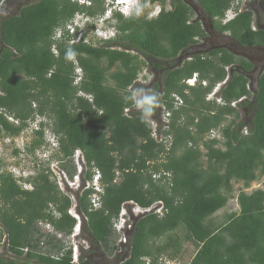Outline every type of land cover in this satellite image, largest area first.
Listing matches in <instances>:
<instances>
[{"label":"trees","instance_id":"trees-1","mask_svg":"<svg viewBox=\"0 0 264 264\" xmlns=\"http://www.w3.org/2000/svg\"><path fill=\"white\" fill-rule=\"evenodd\" d=\"M104 1L87 6L34 0L0 20V140L19 136L38 116L42 121L26 150L43 147L49 128L58 145L47 163L57 159L59 172L72 180L79 151L84 170L81 191L70 195L59 188L48 166L25 178L31 189H23L0 167V242L5 234L6 243L0 264H71L70 250L58 260L40 253L37 223L47 221L69 235L77 224L69 213L73 207L87 244L80 248L78 264H101L99 258L121 247L120 264H142L145 258L157 264L159 257L175 261L183 242L195 249L188 264H264V188L240 190L238 212L225 215L221 223L213 219L233 198V184L246 189L264 176V67L251 90L247 60L223 49L192 53L205 32L182 1L165 10V0H150L161 7L156 17L116 13L114 38L95 45L84 30L82 39L71 43L77 34L69 35L66 25L78 15L103 17ZM194 1L213 27L240 47L264 46V31L252 29L251 12L219 22L237 0ZM58 30L62 36L55 39ZM69 49L75 52L71 59ZM76 65L82 72L78 85L73 84ZM144 68L153 79L141 86L136 82ZM194 75L196 83L189 86L186 81ZM134 88L159 94L151 120L163 109L171 112L168 152L151 138L140 111L125 114L133 104L123 97ZM173 95L183 101L177 109ZM211 131L220 132L222 141L209 138ZM95 171L102 189L98 209L90 202L94 191L84 189ZM159 171L171 174L170 186L152 180ZM130 202L141 209L162 202L164 210L133 218L127 243L116 245L112 221Z\"/></svg>","mask_w":264,"mask_h":264},{"label":"rangeland","instance_id":"rangeland-1","mask_svg":"<svg viewBox=\"0 0 264 264\" xmlns=\"http://www.w3.org/2000/svg\"><path fill=\"white\" fill-rule=\"evenodd\" d=\"M71 1L77 2L75 0H71ZM30 2H34V0H6V1L2 2L0 5V20L4 19L6 17H10V16L15 15L16 13H18L19 9L22 6L29 4ZM138 2H141V4L139 5V7L141 8L140 14L141 15L146 14L147 18H153L155 16L156 12H158V9L160 8V5L158 3H151L150 0H138ZM80 3H83V1H80ZM165 3H166V7L164 6V8H165V10H167L166 8H168V0H166ZM188 3L190 5H192L196 11L200 10L199 6L197 5V3L194 0H188ZM238 3L241 4V1ZM104 10H106L105 4H104ZM196 13H199V15L201 14V12H196ZM107 14H109V13H107ZM112 15H114L113 12L110 16L109 21H107V23H106V21L102 22L99 20V21H97V25L94 24L95 28L92 31H90V30L85 31V35L87 34V37H86L87 41H90L92 44L98 45L101 40H106V39L112 38V34H113L112 29H109V26H110V28H112L113 24H114V22L112 21ZM200 16H201L200 18L203 17L202 15H200ZM101 18H104V16ZM74 19L76 20L75 23H79V21L81 19L85 20L84 17L83 18L81 17V15L74 17ZM206 23H208V22L206 21ZM91 24H92V22H91ZM79 25H80V23H79ZM78 34L79 33H77V36H78ZM83 35H84V32H83ZM55 36H56V33H55L54 37ZM194 51H197V50L196 49L192 50V53ZM144 70L147 71L146 74H148V76H149V78H148L149 80L147 81V83H149V81L153 79V75L148 68H144ZM252 77H253L252 81H250V88H251V90H254L255 89L256 75H253ZM140 78H142V77L140 76ZM192 80H193V77L191 79V82H193ZM189 81L190 80L186 81V83ZM136 83L140 84L141 86L145 85L143 83H139L138 81ZM195 83H196V80L194 81L193 85ZM190 84H188V85L193 86ZM220 85H218L216 87L217 89L215 88L213 93H216L219 91ZM213 97H214V95H209L208 98L211 99ZM233 106L235 107L236 104L234 103ZM30 129H33V128L29 126V129H26V131L21 132L20 135L15 137V138L4 137L0 140V167H1V170L6 171V172H10L11 174H13V176L17 180V183L23 189H30L31 186L29 184H27L26 182H24L25 178L33 175V173H35L36 170L42 169V168H45L48 166V167H50L52 173L55 175L56 182L58 184L60 181L58 182L57 176L60 175V180H62V181L59 184V188H61L62 191H66L70 195H72V193H74L76 191L77 192L81 191L80 189L82 188V183H83L82 178H83V174H84L83 173L84 170L82 167L83 164H81L80 166L77 165L75 158H73V165H75L77 172L75 174V177H73L72 180H69L67 176H65V175L61 174V172H59V165L56 161L57 159H53L50 161V163H47V161L50 159L51 153L56 151V148H53V146L51 148L46 146V145H48V143L46 144V141L44 144L45 146L43 145V147H41L40 149H37L34 153H30L29 151L26 150L27 149L26 146L29 145L33 139V137H32L33 131H31ZM45 131H46V133H50L49 128H45ZM214 136H216V138L218 140L222 141V137H221L220 132L215 131ZM206 139H207V137H206ZM76 159H78V158H76ZM257 188H264V176L258 182L251 183V185L246 189H244L242 187L241 183L233 184V190H234L233 191V198L228 201L225 208H223L222 210H220L214 214V216H213L214 221L216 223H221V222H223L225 215L238 211L237 195H238L240 190H244L245 192H250V191H253ZM72 198L74 200V197H72ZM126 204L127 205L122 206V207H124L123 213H124L126 221H128V223L131 225V229H132L133 223H132L131 217H133V218L138 217L140 215V212L137 210V206L132 204L131 202L126 203ZM153 207H157V205H155ZM73 210H72V212H73ZM131 229L129 232H131ZM128 234L130 235V233H128ZM4 237H5V234H4ZM164 240H165L164 238L161 239L159 243H162ZM77 242H78L77 243L78 254H80V248H83V249L87 248V244L85 243V241L82 237V234L77 238ZM126 243H127V239L125 241H123L122 237H117L116 245H119V244L123 245ZM182 245L183 246H182L181 254L175 261L174 260L169 261V259L167 257H165V259L170 264H174V263H176V264H188L189 263L190 258L193 256V254L195 252V249L190 243H184L183 242ZM124 252H125V249L121 247L120 250H118L117 252H114V254L111 255L110 257H102L99 259H98V257H95L94 260L98 259L101 264H120V262H118V260H117V255L119 253H124ZM145 259H147V258H145ZM144 260L142 261L143 263L145 262Z\"/></svg>","mask_w":264,"mask_h":264},{"label":"built area","instance_id":"built-area-1","mask_svg":"<svg viewBox=\"0 0 264 264\" xmlns=\"http://www.w3.org/2000/svg\"><path fill=\"white\" fill-rule=\"evenodd\" d=\"M82 1V0H79ZM241 0H237L236 2H234L231 7L225 12L223 18L219 19V22L224 25L228 22H230L231 20H233L239 13L240 10L239 8L237 9V7L240 5L238 2H240ZM157 13L155 14L154 17L157 16ZM66 31H68L69 35H72L75 33V29L74 26L68 24L66 25L65 28ZM62 36L61 31L58 30L56 32V36L54 37L55 39H59ZM82 36V32H80V34H78V36L71 41V43H76L81 39ZM53 53H56L55 48H52ZM147 71L143 70L139 75L142 77L140 78V76L138 77L137 81L139 83H143L146 84L147 81L149 80V76L148 74H146ZM81 69L76 65V69H75V78H74V84L78 85L79 82L81 81ZM143 75V76H142ZM196 75L193 76V82H191V80L189 82H187L190 85H193L194 81L196 80ZM217 89V88H216ZM79 95H82V93H79ZM209 97V96H208ZM86 98L91 101V97L90 96H86ZM173 99V107L174 109H177L179 107H181L183 105V101L180 97L173 95L172 96ZM209 99V98H208ZM234 105V103L232 104V106ZM139 110H137L135 108V106L133 105L131 108H127L125 109V114L129 115L131 112H138ZM170 117H171V112L169 111H164V109L160 112L159 118L158 119H153V120H149V126H150V130H151V138L154 139L157 143H160L163 145L165 152H168L171 144H172V136L169 133V125H170ZM7 120L11 123H14L15 125L18 124V122L16 120H14L12 117H7ZM42 121V119L38 116H36L34 118V120L32 121H28V127L27 129H29V126L32 127L33 129H30L31 131H37L38 130V124ZM26 131V130H25ZM244 134L247 133L246 130L243 131ZM215 135V131H211L209 133V138L211 139H215L216 136ZM44 137H45V141L46 144L48 143V145H51V147L53 146V148H57V141L56 138L50 134V133H44ZM217 139V138H216ZM74 158L76 160V164L77 165H81L83 164V158L81 156V153L79 151H76L74 154ZM78 158V159H76ZM99 172L95 171L94 175L91 179V181H87L85 182V186L84 189H92L94 191L93 195L90 196V202H91V206L93 209H98L100 207V201H99V193L101 194L102 189L100 187L99 184ZM58 177V182L59 184L61 183L62 180H60V175L57 176ZM152 180L155 183H159V184H167L168 186H170V181H171V174L169 172H165V171H159L156 173H152L151 175ZM58 184V185H59ZM31 189V188H30ZM127 205V204H124ZM123 205V206H124ZM157 205V207H153ZM123 208L121 209L118 217L116 219H114L112 221V226H113V231L115 232V234L118 237H122L123 241H125L128 238V233L131 229V225L128 223V221H126L124 213H123ZM163 203L162 202H157L152 204L150 207L145 208V209H141L137 207V210L140 212V215L149 213V212H153L155 214L161 215L163 212ZM75 207H73L72 209H70L69 213L71 215H73V217H75L77 219V224L75 225V227L73 228L72 232L69 235H66L62 232H58L56 231V229L54 228V226L47 222H38L37 223V228L38 231L40 232V234L42 235L40 237L39 240V251L42 255H47L48 257H50L51 259L54 260H58L59 258L63 257L64 254L67 251H71V264H78V247H77V238L81 235V230H80V225H81V218L75 214L74 215V210ZM73 210V212H72ZM53 215H55V213H52ZM131 219H133V217H131ZM49 241H52L51 245H49ZM6 246L5 243V237L2 239V241L0 242V255L4 254V248ZM51 246H56L55 248L51 247ZM27 248L24 249V252H27ZM145 262L143 264H150V259H145ZM170 261V260H169ZM174 263V262H173ZM157 264H170L165 257H159L157 260ZM176 264V263H174Z\"/></svg>","mask_w":264,"mask_h":264},{"label":"flooded vegetation","instance_id":"flooded-vegetation-1","mask_svg":"<svg viewBox=\"0 0 264 264\" xmlns=\"http://www.w3.org/2000/svg\"><path fill=\"white\" fill-rule=\"evenodd\" d=\"M178 1H182L189 4L188 0H168V8L166 9L170 10L172 4ZM89 4L91 6L93 5L92 2H90ZM189 6L193 9L196 15V19L201 23L205 32L204 37H202L198 41V43L193 46L192 49L194 50L196 49L198 52L218 51L221 49L226 50L231 54H233L234 56L245 59L248 62H250L252 65V69L248 72L247 76L250 78L251 81L253 75H256L257 78L260 69L264 67V46L251 47V48L240 47L238 44L232 41L228 37V35L218 32V30L213 27L212 21H210L206 17V15L203 13V10L200 7H199L200 10L196 11L192 5L189 4ZM109 7H110L109 4H107V8L106 10H104V12H107ZM165 7H166V3H165ZM238 8L240 12L246 11L252 13L253 16L252 29L254 31H260V30L264 31V2L262 0H241V4L237 7V9ZM196 12H201L200 15H202L203 17L200 18L201 16L199 15V13ZM85 19L88 22L85 26V31H87V25L93 26L94 29L95 28L94 24L97 25V21L100 20V18H98L97 20L89 19V18H85ZM206 21L208 23H206ZM109 29H114V27L110 28L109 26ZM92 30L90 29V31ZM115 35L116 34L114 33V37ZM197 51H194V53H196Z\"/></svg>","mask_w":264,"mask_h":264},{"label":"clouds","instance_id":"clouds-1","mask_svg":"<svg viewBox=\"0 0 264 264\" xmlns=\"http://www.w3.org/2000/svg\"><path fill=\"white\" fill-rule=\"evenodd\" d=\"M75 1H77V3L80 5H88L93 0H82L83 3H80L79 0H75ZM104 4L106 5V8H107V4H109L110 7L108 11L104 14V18H100V21L102 22L109 20L112 12L114 14L118 13L123 17H129L133 12H135V15L137 16H139L141 13V8L139 7L141 2H138V0H105ZM160 11H161V7L158 9L157 15L160 13ZM75 21L76 20L73 18L68 23L74 26L75 33L73 35L77 33L80 34V32H82V36H83L85 25L88 23L87 20L81 19L79 21L80 25L79 23H75ZM112 33H113L112 38H114V33H115L114 29H112ZM74 56H75V52L69 49L67 53V58L71 59ZM123 100L125 102L133 104L135 108L140 111L142 117L145 119V122L152 119V117L155 114V110L159 106V102H160L159 94L156 91L148 88H134L123 97Z\"/></svg>","mask_w":264,"mask_h":264},{"label":"crops","instance_id":"crops-1","mask_svg":"<svg viewBox=\"0 0 264 264\" xmlns=\"http://www.w3.org/2000/svg\"><path fill=\"white\" fill-rule=\"evenodd\" d=\"M259 181V180H258ZM258 181H255V182H258ZM257 189H263V188H257ZM256 190V189H255ZM251 192V191H250ZM247 193H249V192H247ZM238 210H239V206H238ZM238 212V211H237ZM234 213H236V212H234ZM231 214V213H230Z\"/></svg>","mask_w":264,"mask_h":264},{"label":"water","instance_id":"water-1","mask_svg":"<svg viewBox=\"0 0 264 264\" xmlns=\"http://www.w3.org/2000/svg\"><path fill=\"white\" fill-rule=\"evenodd\" d=\"M189 5V4H188ZM263 71V67L260 69V71H259V73H258V76H259V74L261 73Z\"/></svg>","mask_w":264,"mask_h":264},{"label":"bare ground","instance_id":"bare-ground-1","mask_svg":"<svg viewBox=\"0 0 264 264\" xmlns=\"http://www.w3.org/2000/svg\"><path fill=\"white\" fill-rule=\"evenodd\" d=\"M76 213L74 212V215H75Z\"/></svg>","mask_w":264,"mask_h":264}]
</instances>
